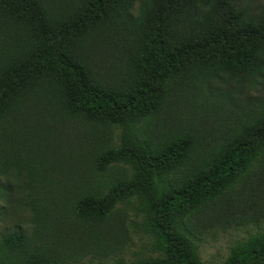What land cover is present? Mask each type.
<instances>
[{
  "label": "trees",
  "instance_id": "1",
  "mask_svg": "<svg viewBox=\"0 0 264 264\" xmlns=\"http://www.w3.org/2000/svg\"><path fill=\"white\" fill-rule=\"evenodd\" d=\"M133 0H79L74 11L56 18L44 0H0V18L23 22L35 43L0 69V116L24 93L58 87L70 117L121 128L118 145L93 159L106 173L115 164L132 172L104 191L75 199V217L104 222L116 205L138 195L156 257L119 264H204L183 216L195 214L258 168L264 169V103L257 119L201 159L196 139L184 132L163 139L142 136L171 87L198 77L264 79V2L236 0H142L135 17ZM119 25L133 33L135 48L121 83L98 81L79 54L98 29ZM200 159L193 163L192 159ZM231 186V187H230ZM27 238L19 229L2 236L3 248L21 252ZM25 264H73L33 257ZM221 264H264V230L236 241Z\"/></svg>",
  "mask_w": 264,
  "mask_h": 264
},
{
  "label": "rangeland",
  "instance_id": "2",
  "mask_svg": "<svg viewBox=\"0 0 264 264\" xmlns=\"http://www.w3.org/2000/svg\"><path fill=\"white\" fill-rule=\"evenodd\" d=\"M236 1L253 6L264 2ZM78 2L44 0L56 18L74 11ZM141 2L133 0L131 16L137 15ZM33 43L35 38L23 22L0 18V69L23 56ZM134 48L133 33L111 24L92 33L79 54L98 81L116 85L123 80ZM261 103L262 78H188L171 87L142 136L163 139L192 133L201 159L217 142L257 119ZM121 131L66 115L58 87L33 88L0 116V264H25L33 257L119 264L157 256L138 195L116 205L100 224L85 223L73 213V203L83 193L104 191L132 172L124 164H115L106 173L93 167L102 149L120 143ZM181 222L196 236L200 260L221 264L236 241L264 230V169L234 182ZM17 229L25 234L27 247L21 252L3 248V234Z\"/></svg>",
  "mask_w": 264,
  "mask_h": 264
}]
</instances>
